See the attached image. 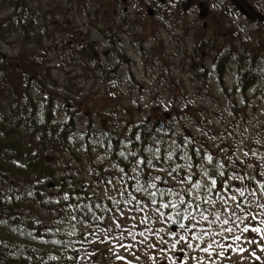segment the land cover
Listing matches in <instances>:
<instances>
[{
  "label": "trees",
  "instance_id": "trees-1",
  "mask_svg": "<svg viewBox=\"0 0 264 264\" xmlns=\"http://www.w3.org/2000/svg\"><path fill=\"white\" fill-rule=\"evenodd\" d=\"M62 1L33 0V6L32 0H15L8 6L14 16L0 21L1 43L9 40L16 45L19 41L23 45L15 48L18 54L29 59L40 56L44 61L31 71L17 67L16 56L4 57L0 53V264H83L81 254L98 247L95 229L99 231V242L118 241L127 245L133 254L130 264H181L183 261L197 264L198 260L200 264L213 261L230 264L228 259L241 252L226 248L224 255L218 256L220 245L243 247L245 238L251 240L254 237L264 246V238L259 234L241 231L244 223L256 225L258 220L244 218L243 212H237L244 218V223L237 221L240 230L233 227V232L226 235H238L242 239L225 240L217 235L214 237L217 242L215 252L209 255L200 251L211 242L210 237L199 240L193 233H212L220 229L218 224L209 226L206 221L201 222L198 215L202 211L209 220H214L215 211L223 212L224 203L220 205L214 193L193 190L189 194V200L197 195L201 197L189 208L196 215L192 224L183 214L187 203L177 209L168 207L156 211L161 202L177 201L178 197L169 195L167 190L181 192L185 185L179 181L193 171L187 168L189 163H203L209 173L223 172L224 176L216 177L217 188L222 179L228 178L234 185L251 188L254 181H240L235 176L253 177L257 171L264 172V139L260 145L257 142L240 145L238 137L242 125L239 132L237 121L240 119L243 123L244 109L238 107L234 99L237 90L245 94L251 89L264 101V37L253 33L244 48H240L227 37L212 35V20L206 19L205 27L199 24L190 33L193 49L189 53L184 43L188 28L177 18L174 24L177 28L182 27L183 36L176 44L183 57L182 69L190 74L189 82L177 77L175 66L158 44L143 57L145 66L151 70L150 83L145 89L150 95L155 93L154 97H166L170 104V119L174 123L177 121V128L169 125L159 130L155 124L161 117L159 111L136 117L130 108L124 115H112L109 111L110 115H104V110L99 111L103 128L99 132L89 113L88 119H81L85 122L81 127L84 132H79L77 126L81 125L76 116L78 110L83 109L82 101L89 97L88 94L81 96L85 89L76 87L71 80L79 78L91 82L90 89L97 83L112 86L114 89L109 87L103 94L98 91L93 96L108 93L112 102H116L112 96H115L113 91H119L118 87H121L118 70L123 60L112 52L101 61L100 55L94 53L92 39L80 30L76 18L87 11L88 29L94 27L102 34L99 24L105 25L107 20L103 11L110 13V23H113L116 14L112 10L116 5L113 0ZM221 24L224 29V23ZM68 40L72 41V49L66 55L69 50L65 53L68 47L65 42ZM204 55L211 58L212 70L206 65L202 68L200 63ZM45 58L59 59L58 75L50 72ZM67 61L72 62L70 67ZM229 62H234L236 67L237 78L232 89L223 79ZM60 75L63 83L59 80ZM129 75L133 77L131 73ZM19 77L23 79L24 90L17 95ZM142 81L136 82L143 87L146 83ZM59 98L69 103L63 109L67 113L63 122L53 119L51 113L53 103ZM223 107L232 118L229 115V124L221 132L213 121L216 112L212 109ZM88 110L91 109L83 112ZM189 125L198 126L203 135H188ZM240 149L249 153L244 155L243 165L242 160L234 164ZM122 152L123 156L120 155ZM253 152L255 156L251 155ZM205 154L213 156L212 164L203 159ZM147 160H151L152 165H148ZM137 161L144 162L138 164ZM221 164L223 168L218 167ZM177 165L182 166L183 171ZM155 172L161 180L155 181ZM195 173L196 179L208 183L202 169H195ZM152 181L157 188L150 187ZM49 182L57 188L53 200L46 199L55 193L47 190ZM137 183L147 192H138ZM159 190H164V195H160ZM150 192L157 193L156 205L151 203ZM132 197L136 199L132 200ZM209 198L216 203H207ZM248 199L254 200L251 196ZM126 201L131 202L126 204ZM258 202H264V196H260ZM230 206H233L231 202ZM242 207L252 214L264 212L255 203L246 202ZM177 211L180 216L176 215ZM117 223L120 228L115 226ZM181 224L188 228L187 232L181 229ZM189 243L193 247H187ZM259 257L257 264H264V251Z\"/></svg>",
  "mask_w": 264,
  "mask_h": 264
},
{
  "label": "rangeland",
  "instance_id": "rangeland-1",
  "mask_svg": "<svg viewBox=\"0 0 264 264\" xmlns=\"http://www.w3.org/2000/svg\"><path fill=\"white\" fill-rule=\"evenodd\" d=\"M66 0H63L62 2H65ZM205 2V1H204ZM207 2V1H206ZM60 5L62 6H67L70 7L67 4H61L59 2ZM126 7V11H127V15L131 16V18H133V16L130 14L131 12H134L135 14H139V9L135 6L132 7L133 5L130 4L129 1L126 2V4H124ZM132 7V8H131ZM170 7V6H167ZM86 9V8H85ZM73 8H71L70 13L71 15H73ZM103 15L106 16L107 20H105V23H110L111 21V15L110 13L104 14ZM4 16V15H3ZM3 16L1 18H3ZM191 20L193 22H198L199 20H202L201 18H205L203 16H200L198 9H192L191 10ZM207 20L209 21L211 17L206 16ZM77 24L80 27V29L86 34H89V37L94 40L96 39L97 45L96 47H99V42H101V44H104V39H99V36L96 34L97 32L91 28L90 30L88 29V27L86 26V17L81 14V16L77 17ZM214 22H211V24ZM231 23L234 24V21H230L229 22V27L235 29L236 31H234L233 29L231 31H233V33L228 35V41H232L235 45H237L240 48H244V44L248 43L249 40L253 37L251 35V33L248 34V31L239 27V23L235 22V25L232 27ZM216 24V23H215ZM101 26V23L99 24V28ZM102 29V28H101ZM194 30V29H193ZM105 31H107V33H110V29H106ZM132 34V33H130ZM256 34H258L257 32H255V36ZM262 35H264V32L262 33ZM133 35V34H132ZM133 39V38H132ZM166 39L168 41V37L166 35ZM127 45V44H125ZM140 45L139 41H136L135 43V47L131 48L129 45H127V48H121L119 50V52L124 51L125 53V57L126 59H130L131 61L133 59H135V57L137 56L134 53V50L136 47H138ZM168 45H169V51L168 53L171 54V56L174 57V59L178 60L180 59V55H178V50L175 47V43L173 41H171V43H169L168 41ZM17 46L11 43H5V42H0V52L4 55L7 56H16L17 60H16V65L18 66H23L26 67L28 70H34L35 67L40 64V63H44V61L40 58V56H36V58L34 59H28L26 57H23L22 55L18 54V51L15 50ZM152 47H147V50L151 49ZM106 49H110V46H107ZM178 59H177V56ZM103 59H105V56H102ZM209 58L208 56L205 55V57L203 58V63L204 65H208L210 67V63H209ZM47 64L49 63L48 60L45 61ZM183 62V61H181ZM139 64V60L136 63H131L130 66L132 67V71L134 73L135 76V80L139 82V84L141 83V81L143 80V76L145 77L146 74L143 73V69L141 67L138 66ZM183 64V63H181ZM174 66H178V64H174ZM181 67V71H183L182 69V65ZM231 68L234 70V64H231ZM58 68L56 66L49 67L50 72L55 76L58 75ZM128 69H129V64L128 63H123V65L120 67V69L118 70V76L121 77L120 80V86L118 87L119 91H113V95L112 98H116V102H112L111 97H108L109 94L106 93L104 96H100L99 94H103L104 91L108 90L107 86H104L102 84H95L96 86L93 87L92 89H90V84L89 83L86 87H84V91L81 93V96H86L88 94L87 97L89 98H85L82 101V110H78L79 114L77 116V118L80 119H88V114L91 115L90 119L96 123V126L99 127V111H103L104 115H110L109 112L111 113H115V115H119V114H123L124 112H127L130 110V108L132 110H134L132 113H134V115L136 117H143V115H147L150 114V111L153 110V108H159L162 109V112L164 113V106L166 103L165 99L163 100H159V97H154L153 94L150 95L148 92V89H145L146 86H148V84L150 83L149 81V77H146L145 80H143L142 82L146 83L145 86L141 87L138 85V83L135 81L133 82L131 79H129L125 73H128ZM177 69V68H176ZM230 70V69H229ZM179 70H178V76H179ZM182 73V72H181ZM228 73V72H227ZM72 75V73H71ZM147 75H149V73H147ZM234 75V72H231V76ZM186 77V76H185ZM19 82H18V88L21 92H23V79L21 77H19ZM18 80V78H17ZM225 80L226 82H230L231 77L228 76V74H226L225 76ZM112 89H114L112 87ZM99 91V94L93 96L96 92ZM234 99L236 100V103L238 105V107H242L244 109V121L242 123V121L240 119H238V125H237V129H239L240 132V124L242 125V131L239 134V141H240V145L242 144H246V143H253V142H257L259 145L261 144V141L264 139V131L262 130V127H264V101L261 99V97L254 91V90H247L245 92V94L237 92V94L235 95ZM60 101L63 103H65V101L63 99L60 98ZM66 105H69V103H66ZM91 109L88 110L86 112H83L84 110L87 109ZM54 110L56 109H61V112L63 113V115L66 118L65 110H63L60 106H54L53 107ZM129 109V110H128ZM151 109V110H150ZM109 111V112H108ZM219 115L217 117H213V121L215 123V125L217 127H219V130L221 132L225 131V125L229 124V115L232 118L231 114L227 111V109L225 107L220 108L218 110ZM163 119V118H162ZM164 120V119H163ZM165 121V120H164ZM168 125H171L174 129L177 128V124L172 123V121L168 120ZM79 132H84L83 129L78 128L77 129ZM190 130L192 132V134L194 135H198L199 137L202 136V131L198 126H190ZM263 131V132H262ZM96 151H94L95 153ZM93 153V154H94ZM245 152H243L241 149L239 150V152L237 153V159L235 158V163H238L239 160H243L244 159V154ZM241 165H243V161L241 162ZM261 171H263V167L261 168ZM158 173L155 172V176ZM139 174H136V177H138ZM156 181V180H155ZM153 183V181H152ZM117 186V184H116ZM114 187V186H113ZM47 190H53L54 192L57 190V188L54 189H49L47 188ZM56 197V192L51 195L50 198H46L48 200H53ZM219 204L223 205V201L219 199ZM94 239L95 242L98 244V247L96 249L90 250V251H84L81 255H82V263L83 264H130V261L132 260L133 254L131 253V250L127 247H118L117 245H121L118 241H115L113 243H104L102 240H100L99 242V231H97L96 229L94 230ZM253 239V243H247L245 242L244 252H241L240 254L236 255V256H232L229 261L231 264H257V259L255 258V256L252 255L253 252H255L256 256H259L261 254V247L258 246L259 244L256 243L255 238L252 237ZM245 240H249L248 238H245ZM89 252V253H87ZM117 257H121V259H118ZM183 264H188L187 262L183 261ZM181 263V264H182ZM171 264V263H170ZM262 264V263H260Z\"/></svg>",
  "mask_w": 264,
  "mask_h": 264
},
{
  "label": "snow or ice",
  "instance_id": "snow-or-ice-1",
  "mask_svg": "<svg viewBox=\"0 0 264 264\" xmlns=\"http://www.w3.org/2000/svg\"><path fill=\"white\" fill-rule=\"evenodd\" d=\"M245 2H247V0H245ZM262 18H264V15H262ZM140 137L137 136V140H139ZM196 154H199L198 151ZM121 156L124 155V153L122 152L120 154ZM133 156H135V153H132ZM245 155H249V153H245ZM251 155L255 156L256 153L253 152L251 153ZM185 156H187V153H185ZM189 160L192 159V157H187ZM203 159L206 160L209 164L213 163V156L212 155H207L205 154L203 156ZM144 161H137L138 164L143 163ZM147 164L148 165H152V161L151 160H147ZM177 168H179L181 171H183L182 166L177 165ZM219 168H223L224 165H218ZM187 168L192 169L193 171L189 172L186 175V178H183L179 181L180 184L185 185L184 188L181 189L180 193L174 192L172 189H168L167 192L169 195L171 196H177L178 199L176 202H168V203H164L161 202L159 204V206L156 208V211H159L161 208H168L171 207L173 209H177L179 206H183L185 205V203H187L188 207H184L183 208V214H184V218L185 219H189V224H192L193 221H196V215H193L192 211H189V208L196 203L197 200H200L201 197L200 196H196L193 199H187V197L189 196V194L193 191H203L205 193H214L218 199L222 200L224 203V208H223V212L217 210L213 213V215L215 216L214 220H209L208 216L204 214V212L200 211L198 212V215L200 217V221L204 222L206 221L209 226L212 225H220V229L218 232H212L210 233L209 231H204L200 234H195L193 233V236L195 239H199V240H203L205 237H210L211 242H209L207 244L206 247L200 248V251L205 252V253H209V255H211L212 252L216 251L215 245H216V241L214 239L215 236L219 235L221 237H223L225 240L227 239H232L233 241H240L242 239L241 236L238 235H232L231 237H229L226 234L232 233L233 232V227H236L238 230L239 229V225L237 224V221H240L241 223H244V218H250L253 221H257L258 223L256 225H249L248 223H244L243 229L241 231L243 232H248L249 230L253 233H257L261 236V238H264V212H260L258 214H252L250 212L247 211V209L243 208L242 205L244 203H255L256 207L258 209H264V202H258L259 201V197L260 196H264V172H259L257 171L256 175L253 177H247L246 175H236L235 178L237 180L240 181H244V180H249L250 182L254 181V183L252 184V187L249 188L247 185L245 186H241V185H234L231 183V178L228 179H222L220 181V188H217V175L219 176H224L223 172H212L209 173L208 168L204 166L203 163H189L187 165ZM195 169H202V175L203 177L207 178L208 183L205 184L201 179H196L195 178ZM135 170V169H134ZM121 171H123V169H121ZM169 175H171V173H169ZM257 177H259V179H257ZM155 180L159 181L161 180L160 176H156L154 178ZM150 187L155 189L157 188V185L155 183L150 184ZM136 190L139 191H145L147 192V189H143L139 183H137V187ZM160 191V195H164V190H159ZM259 193V196H258ZM148 195L151 197V203L153 205L157 204V200H156V192H150L148 193ZM251 196L254 198V200L249 201L248 197ZM68 196L67 194H65V199H67ZM132 200H135V197L131 198ZM131 201H126L125 203H130ZM230 202L231 205L230 206ZM207 203L214 205L216 203L215 200L209 198V200L207 201ZM196 209H199V204H196ZM140 211H143V208L139 209ZM237 212H243L244 218H242L241 216L237 215ZM177 216H180V211L176 212ZM224 217L223 219L221 217ZM235 219H232V218ZM259 217V219H258ZM171 219V217H169ZM102 219V217H101ZM117 228H120V224H116L115 225ZM181 229H183L185 232L188 231V228L184 225L181 224L180 225ZM132 233L130 232L129 235H131ZM171 234H175V233H171ZM141 236L144 235L143 232L140 233ZM111 237H106V239H110ZM185 237H181V239H184ZM245 242L247 243H253V240H246ZM57 243H59V241H57ZM118 247H127V245H117ZM260 246V245H258ZM187 247L191 248L193 247V245L191 243H189L187 245ZM196 247H199V245H197ZM261 250L264 251V246H260ZM226 248H233V250L239 251V252H244L245 249L243 247H237L234 244H223L220 245V251L218 253V256H223L224 255V250ZM253 256H255V258L257 260L260 259L259 256H256L255 252L252 253ZM118 259H121V257H117ZM197 264H200V261H197ZM211 264H215V262H211Z\"/></svg>",
  "mask_w": 264,
  "mask_h": 264
},
{
  "label": "flooded vegetation",
  "instance_id": "flooded-vegetation-1",
  "mask_svg": "<svg viewBox=\"0 0 264 264\" xmlns=\"http://www.w3.org/2000/svg\"><path fill=\"white\" fill-rule=\"evenodd\" d=\"M13 1L14 0H0V21L10 15H12L11 17L14 16L11 14V9L8 8ZM127 1L128 0H113L116 9L112 11L114 14L117 10L119 12L114 16L115 19H118L113 23L114 29L123 32L132 28L131 32L139 36H142V34L138 33L140 32L138 29H147L153 32L152 35H149L151 36L149 38L145 39L141 37L138 39L139 43L145 47L154 43L157 37L164 40L168 34V28L170 30L171 28H176L174 20L177 14L173 12V8H178V2H181V6L185 5L189 11L194 9L195 5H197L196 9H198L199 14L203 17L206 14H210L211 18L215 17V11H220L221 7L219 6L223 5L225 9L223 13L227 17H236L241 20L248 19L252 21L264 20V18H262V15H264V0H247V2H245V0H213L212 2H200L199 0H132L139 9L138 15H132L133 19L126 14V7L124 4H126ZM167 6H170L171 10H167ZM117 7H119V9H117ZM148 11L151 13L150 16H147ZM190 15V13L186 14L189 20H191ZM2 16L3 18H1ZM106 39L108 42H112V36H108Z\"/></svg>",
  "mask_w": 264,
  "mask_h": 264
}]
</instances>
